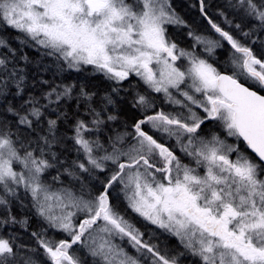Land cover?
I'll list each match as a JSON object with an SVG mask.
<instances>
[{
	"label": "snow or ice",
	"instance_id": "1",
	"mask_svg": "<svg viewBox=\"0 0 264 264\" xmlns=\"http://www.w3.org/2000/svg\"><path fill=\"white\" fill-rule=\"evenodd\" d=\"M0 264H264V0H0Z\"/></svg>",
	"mask_w": 264,
	"mask_h": 264
}]
</instances>
